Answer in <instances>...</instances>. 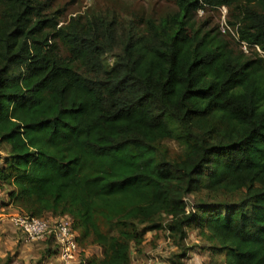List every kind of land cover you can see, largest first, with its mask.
<instances>
[{"label":"trees","instance_id":"1","mask_svg":"<svg viewBox=\"0 0 264 264\" xmlns=\"http://www.w3.org/2000/svg\"><path fill=\"white\" fill-rule=\"evenodd\" d=\"M173 1L136 30L0 0V188L71 217L80 264H132L160 230L182 264L188 228L226 264H264V0ZM207 7L230 10L232 40L195 26Z\"/></svg>","mask_w":264,"mask_h":264},{"label":"rangeland","instance_id":"2","mask_svg":"<svg viewBox=\"0 0 264 264\" xmlns=\"http://www.w3.org/2000/svg\"><path fill=\"white\" fill-rule=\"evenodd\" d=\"M43 8V13L55 15L59 25L67 23L71 18L81 16L83 21L88 19L114 18L117 23L125 24L134 22L136 30L145 27L146 20L152 19L159 22L162 18L178 10L173 0H37ZM230 10L227 7L217 9L202 8L193 16L195 26L204 25L208 28L217 27L226 32L228 39L235 34L228 25ZM126 28V27H125ZM229 32V34L227 33ZM242 49L250 50L246 45ZM109 61L111 58L109 57ZM161 148L167 151L170 157L182 154L183 147L177 140H164ZM0 155L4 152L0 146ZM7 190L0 188V264L9 259V264H64L60 261L55 243L52 238L39 240L27 239L13 224L11 216L19 213V209L8 204ZM236 198V197H235ZM48 216L46 218H49ZM186 255L182 264H226L223 253H216L207 246L196 234L188 228ZM177 248L166 230L147 232L145 242L140 251L132 252V264H171L170 258ZM100 249L94 246L86 247L85 254L100 255ZM75 264H80V261Z\"/></svg>","mask_w":264,"mask_h":264},{"label":"built area","instance_id":"3","mask_svg":"<svg viewBox=\"0 0 264 264\" xmlns=\"http://www.w3.org/2000/svg\"><path fill=\"white\" fill-rule=\"evenodd\" d=\"M245 45V44H243ZM11 220L15 227L29 240L44 239L48 234L55 241L57 255L64 264L79 262V247L72 218L58 216L49 218L30 217L24 213H14Z\"/></svg>","mask_w":264,"mask_h":264}]
</instances>
